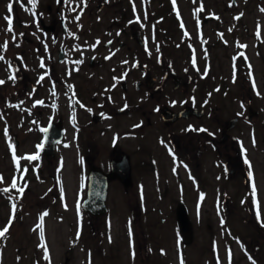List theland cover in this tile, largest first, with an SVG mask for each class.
I'll return each mask as SVG.
<instances>
[{"label": "rangeland", "instance_id": "374dc122", "mask_svg": "<svg viewBox=\"0 0 264 264\" xmlns=\"http://www.w3.org/2000/svg\"><path fill=\"white\" fill-rule=\"evenodd\" d=\"M12 1L0 0V57H3L0 59V81H4L0 84V229L8 228L5 236L0 237V264H178L181 259L183 264H264V0H177L184 25L174 18L168 0H135L139 16L136 24L143 26L148 35L146 40L152 76H160V61L163 60L164 67L170 65L179 77L185 73L190 77V82L180 90H168L167 87L173 86V83L171 77L167 79L163 90L158 88L157 92L153 91L152 104L158 102L162 94L163 100L165 97L178 99L187 94L196 101L205 99L204 103L208 105L204 106L202 121L208 127H220L236 110L242 112L240 102L247 97V90L242 84L233 83L230 79L231 75L234 76L231 72L232 62L235 63L237 53L244 49L250 57L249 67L252 66L259 83V93L253 96V104L261 113L260 122L256 124L260 139L251 145L247 131L252 124L245 125L242 120L238 121L237 127L231 131V142H227L229 154L237 157L241 168L235 169L232 174L228 172L229 178L217 154L213 158L212 153L202 155L198 171L190 168L187 173L183 172L185 179L182 183L169 175L162 178L156 176L159 177L156 180L153 177V182L144 177L146 184L142 193L145 200L139 201V211L133 193L123 195L122 191L118 192L116 187L111 186V195L106 199L108 210L99 217H91L85 211L77 214L76 197H85L86 184L83 180L87 178L90 160L88 164L84 163L79 154L84 132L80 134L79 145L78 141L75 143L72 140L74 133L81 130L83 122L78 121L79 130H75L71 124L67 125L66 117L70 112L68 98L66 100L60 96L57 104L42 112L49 114L45 116L47 118L54 115L55 121L59 116L63 117L66 128L63 141L56 145L48 160L42 156L44 160L27 159L34 154V142L40 136L36 128L38 121L32 119L37 117L36 96L30 98L32 93H29L14 97L15 88L10 84L11 77L16 76L14 66L18 61L25 64L27 75L31 77L35 43L40 39V34L34 30L33 43L22 36L29 33V24H34V20L28 10L30 5L20 8L21 0L14 1L20 8L19 22L24 26L19 28V22H12L9 29L5 17L15 14L7 8ZM36 1L44 7L54 0ZM97 1L94 0L91 5L92 13L86 12L85 17L93 18L91 22L95 17L102 18L104 30L115 15L114 10L129 12L128 0H122V3L116 0L115 4L109 1L111 5L107 4L97 13ZM256 28L261 37L255 35ZM73 36L77 41L72 39L68 46L76 50L74 42L84 43L76 35ZM107 38L97 35L95 39L98 41L94 39L91 42H97L100 49L104 48L102 45L106 44ZM192 49L198 51L199 68L196 71L189 67ZM107 51L103 50L100 57L106 55ZM81 52L84 53L85 64L95 56L94 50L81 49ZM39 53L43 56L42 49ZM121 57V53L116 54L105 63L106 66L115 65V61ZM205 61L209 62L206 74L203 72ZM238 66L245 68L240 63ZM34 68H39V65L35 64ZM238 74L240 78V70ZM136 75L138 78L139 71ZM159 84L157 81L152 83V89ZM144 96L136 94L137 99ZM14 107L16 111L12 110ZM125 121L122 120V123ZM146 136H152L150 131ZM144 138L143 142L149 144ZM235 138L243 140L248 149L257 182V195L251 191L250 183L245 181L247 168L244 162H240L238 154L242 153L235 146ZM99 144L102 148L96 151L102 152L104 144ZM147 147L155 158L154 164L158 162L162 172L167 171L169 167L163 157V149L160 151L154 144ZM210 157L215 159L214 164L210 165ZM232 167L236 165L233 163ZM176 168L181 170L178 166ZM213 175L216 176L214 181L202 180L211 185L207 191L209 200L203 204L199 200V204H196L194 192H189V189L196 187L195 182L187 177L198 176L200 180ZM160 178L163 179V196L158 198L157 186L151 188V184ZM14 181L16 186L13 188ZM81 186L82 191L74 193ZM21 188L24 189L23 193L19 191ZM180 203L182 208L188 210L194 235L193 243L191 241L192 244L184 249L179 259V237L173 235V230ZM196 208L200 209L199 216L194 211ZM45 212L47 215L41 221L40 217ZM9 220H12L11 223ZM41 223L43 237L38 227ZM131 226H134L136 234ZM131 237H135L133 243H129ZM41 245H45L46 250ZM158 246L162 247L157 250Z\"/></svg>", "mask_w": 264, "mask_h": 264}, {"label": "flooded vegetation", "instance_id": "af4514ba", "mask_svg": "<svg viewBox=\"0 0 264 264\" xmlns=\"http://www.w3.org/2000/svg\"><path fill=\"white\" fill-rule=\"evenodd\" d=\"M109 1L111 3L113 1L115 4L116 0L97 1L95 12H101L104 6H108L107 4L110 6ZM118 1L122 3V0ZM128 1L129 12L126 10V14L114 10L115 15L110 18L104 30L102 18L95 17L94 21L91 22L93 18L85 17L86 12L92 13L93 7L91 5L94 0H54L51 3L48 2L44 7L41 4H37V1L35 7H33L29 0H21L22 7L20 8L30 5L28 10L34 20V24H29V33H25L22 36L28 38L27 40L33 43V32L36 30L40 34V39L38 38L35 43L31 77L29 78L27 75L28 71L25 64L23 65L18 61L14 66V74L16 73V76H14L10 85L13 86V89L15 88L14 97L17 95H28L29 93H32L30 98L36 96L34 104H36L35 113H37V117L32 118L38 121L36 128L40 134L38 141L34 142L36 151H44L46 139V132L44 130L50 124H55L62 129L61 139L55 143V147L66 136L63 117L59 116L55 121L54 115L47 118L45 116L49 114L42 113L47 110V107L57 104L60 96L65 99L68 98L67 105L70 107V112L66 117L67 125L71 124L75 130H79L78 121L83 122L81 130L74 133L72 139L75 143L78 141L79 145L80 134L84 132L85 135L82 138L79 154L85 160L84 163L88 164V160H90L87 178L83 180L86 184L85 197H76L81 211H83L81 208L83 201L88 196V175L92 168H96L103 174L109 175L108 195L106 199L111 195L109 191L111 186H114L118 192L122 191L123 195L133 193L139 211V201L145 200V195L142 193V191L145 192L144 186L146 182L144 184V177L151 179L153 182V177L156 180L159 177L162 178L169 175L172 178L180 179L182 183V180L185 179L183 172L187 173L186 171L190 168L196 169L197 172L200 166V157L209 153L213 154L212 158L216 154L218 155L226 174L228 172L229 174L235 173V169H240L241 165L237 161V157H231V154L228 152L229 144L227 142L228 140L230 141L231 131L237 127L238 121L242 120L245 125L248 123L252 124V128H249L247 131L249 133L248 136H250L249 141L251 145L258 143L260 139V133L257 130L256 124L260 122L261 113L253 104V96L259 93V83L255 72L252 70V66L249 67L251 65L250 57L244 49H241L237 53L240 60L237 57L235 63L232 62L231 72L234 76L231 75L230 79L233 83L242 84L247 90V97L244 102H240L242 112L236 110L234 115L232 114V116L223 121L220 127L219 125H216L215 128L212 125L208 127L202 121L204 106L208 105H205V99L196 101L195 98L187 94L178 99L176 97H165L163 100L162 94L159 96L158 102H153L152 104L153 91L157 92L158 88L163 90L165 86L164 82H167V79L171 77L173 83V86H166L167 89L176 88L180 90L190 82V77L188 73L183 74L186 78L183 75L179 77L176 75L178 73L171 69L170 65L167 68L164 67L163 60L160 61V69L162 70L160 74L162 77L161 75L159 77L152 76L153 71L150 67L151 60L146 40L148 39V35H146L143 26L136 24L139 21V16H137L135 0ZM11 3L13 4L12 11L15 13L11 15V20L12 22H19L20 8L18 3L14 0ZM168 4L177 22L180 21V25H184L185 23L182 22L184 17L178 1L174 0L173 2V0H168ZM23 26L24 24L19 22V28ZM99 28H102V30L100 31ZM143 31L144 36L142 35ZM30 34L32 35L31 37ZM73 34L84 43L74 42V45L77 47L76 50L68 46L72 39L77 41ZM97 35L108 37L105 41L106 44L102 45L104 48L98 49V43L91 42ZM255 35L261 37L258 28L255 29ZM94 41L98 40L95 39ZM239 46L242 47L244 45L239 44ZM40 49L43 51V56L39 53ZM81 49L94 50L95 52V56L90 57L87 64H85L84 53L81 52ZM105 49L108 50L107 54L100 57ZM118 53H121L122 57L115 61V65L106 66L109 59ZM239 63L245 65V68H240L238 66ZM35 64H38L39 68L35 69ZM189 67L194 71L199 68L198 51L194 49L190 53ZM239 70L241 72L240 78L238 76ZM41 71L42 73H40ZM138 71L139 76L137 78L136 74ZM208 71L209 62L205 61L203 72L206 74ZM102 72L103 75L101 74ZM156 81L160 84L156 85V88L153 90L152 83ZM137 93L145 95L144 98L138 97L137 99ZM37 101L41 103H37ZM13 109L16 111L15 107ZM155 116L157 119L153 121L152 118ZM172 116L176 117L172 119ZM124 119L126 121L122 123ZM159 126L163 128L162 133L158 132L157 128ZM121 128L124 129L121 130ZM152 128L153 130H149ZM146 129L152 135L149 138L146 136L149 131L142 132ZM143 137L149 141V144H154L158 147L160 151L161 148L163 149V157L168 162L169 167L167 171L164 170L162 172L163 169L158 165V162L154 164L155 158L151 152H148L150 148L147 145L149 144L143 142ZM99 143L104 144L102 152L96 151L102 148ZM234 143L239 149V153H242L238 154L240 162H244L247 168V179L245 178V181L250 183L252 192V186L255 184V195H257V182L254 178L255 173L252 162L248 158V149H246L243 140L239 138H235ZM39 145H43V147H38ZM128 148L134 151L131 152ZM140 148L146 150L142 151ZM90 151L95 152L94 158L90 157ZM41 156L46 158L45 160H48L47 157ZM150 156L152 157L150 158ZM42 157L40 159L44 160ZM212 158L208 159L210 165L215 162V159ZM147 160L149 162H146ZM120 161H127L129 163L130 180L128 186H124L118 177L111 175L113 166L117 164L116 162ZM233 163L236 165L235 168L232 167ZM177 166L182 171L178 170ZM250 171L252 173L251 177L248 175ZM193 172L194 170L191 171V173ZM229 176L227 174L228 178ZM161 178L151 184V188L154 185L157 186L156 193L158 198L163 196V189H161L163 179ZM187 178L195 182L196 187L192 190L189 189V192H194L195 203L199 204V200L202 204L208 201L210 196L207 191L211 185L202 180L214 181L216 180V176L203 177L200 180L198 176H188ZM130 188H132V191H130ZM81 189H83L82 186L74 193H80ZM183 190L184 186L181 187L180 192L183 193ZM181 201H183V196ZM178 206H182V204L180 203ZM107 210L108 206L106 205V211L101 215H105ZM185 210L188 220L192 221L186 207ZM194 211L197 213L196 216H199L200 209L196 208ZM86 213L91 217H99L92 213ZM134 217L135 215L133 214ZM207 226L210 228L209 225ZM131 228L134 234H136L134 226H131ZM173 235L179 237L178 254L180 259L182 258L184 249L193 243L194 228L191 225L188 243L185 242L177 222ZM133 241H135V237L134 239L131 237V242L129 241V243H133ZM161 247L158 246L157 250ZM178 264H182V259L179 260Z\"/></svg>", "mask_w": 264, "mask_h": 264}, {"label": "water", "instance_id": "95a60500", "mask_svg": "<svg viewBox=\"0 0 264 264\" xmlns=\"http://www.w3.org/2000/svg\"><path fill=\"white\" fill-rule=\"evenodd\" d=\"M176 116H172V119ZM45 148L43 153L46 157L53 154L55 143L61 139L62 129L55 124H50L45 131ZM111 170L124 186L129 185L130 168L127 161L116 162ZM109 175L103 174L100 170L92 168L88 175L87 195L83 201V209L94 215H100L106 211V196L108 189ZM177 225L186 243L189 241L191 225L187 218L185 209L177 207Z\"/></svg>", "mask_w": 264, "mask_h": 264}, {"label": "snow or ice", "instance_id": "6c2138e0", "mask_svg": "<svg viewBox=\"0 0 264 264\" xmlns=\"http://www.w3.org/2000/svg\"><path fill=\"white\" fill-rule=\"evenodd\" d=\"M29 2L33 5V7H35L36 0H29ZM173 2H174V0H173ZM7 8H8V11L11 13V12H12V9H13V4H12V3H9V4L7 5ZM198 11H199V10H198ZM5 19H6V20L8 21V23H9V29H11V23H12L11 17H10V16H6ZM5 46H6V45H5ZM242 47H243V46H242ZM0 59H3V57H0ZM12 78L14 79V77H12ZM41 79H43V77H41ZM3 83H4V81H0V84H3ZM37 103H41V102H40V101H37ZM44 131H47V129H45ZM38 147H43V145H39ZM27 159H29V160H36V159H38V154H37V155L29 156V157H27ZM246 162H247V161H246ZM248 175H249V177L252 176L251 171L248 173ZM0 179H2V178H0ZM15 186H16V185H15V181H14L13 184H12V187L14 188ZM252 190H253V194H255V191H256L255 184H253V186H252ZM4 191H8V189H4ZM19 191H20L21 193H23L24 189L21 188V189H19ZM13 208H15V205H13ZM45 215H47L46 212H45L44 214L41 215V217H40V220H41V221H43V217H44ZM38 227H40V229H41V236L43 237V225H42V223H41V225H38ZM7 231H8V228H7V227H5L3 230H0V237L5 236V234L7 233ZM41 246H42V247H45V250H46V246H45V245H41ZM182 264H183V261H182Z\"/></svg>", "mask_w": 264, "mask_h": 264}, {"label": "bare ground", "instance_id": "6f19581e", "mask_svg": "<svg viewBox=\"0 0 264 264\" xmlns=\"http://www.w3.org/2000/svg\"><path fill=\"white\" fill-rule=\"evenodd\" d=\"M160 70V72H162V70L161 69H159ZM161 75V74H160ZM161 77H162V75H161ZM161 82H162V80H161ZM22 83H24V82H22ZM158 129V132L159 133H162V130H163V128H162V126H159V128H157ZM89 155H90V157H95V152H93V151H90V153H89Z\"/></svg>", "mask_w": 264, "mask_h": 264}]
</instances>
